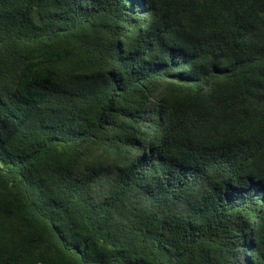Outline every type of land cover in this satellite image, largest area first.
<instances>
[{
  "label": "trees",
  "instance_id": "16d2710c",
  "mask_svg": "<svg viewBox=\"0 0 264 264\" xmlns=\"http://www.w3.org/2000/svg\"><path fill=\"white\" fill-rule=\"evenodd\" d=\"M0 264H264V0H0Z\"/></svg>",
  "mask_w": 264,
  "mask_h": 264
}]
</instances>
